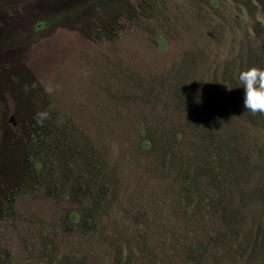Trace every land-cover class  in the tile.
Segmentation results:
<instances>
[{
	"label": "rangeland",
	"instance_id": "1",
	"mask_svg": "<svg viewBox=\"0 0 264 264\" xmlns=\"http://www.w3.org/2000/svg\"><path fill=\"white\" fill-rule=\"evenodd\" d=\"M250 66L264 0H0V264H241L264 234Z\"/></svg>",
	"mask_w": 264,
	"mask_h": 264
},
{
	"label": "clouds",
	"instance_id": "2",
	"mask_svg": "<svg viewBox=\"0 0 264 264\" xmlns=\"http://www.w3.org/2000/svg\"><path fill=\"white\" fill-rule=\"evenodd\" d=\"M238 88L242 93V107L252 113L264 114V68L250 66L238 72ZM51 91V88L46 89ZM37 115L45 116L46 113ZM39 122V121H38Z\"/></svg>",
	"mask_w": 264,
	"mask_h": 264
},
{
	"label": "trees",
	"instance_id": "3",
	"mask_svg": "<svg viewBox=\"0 0 264 264\" xmlns=\"http://www.w3.org/2000/svg\"><path fill=\"white\" fill-rule=\"evenodd\" d=\"M58 26V25H57ZM56 26V27H57ZM180 201L181 198H180ZM179 202V201H178ZM180 204V203H179ZM219 216V214H218ZM210 221V227L215 230H224V228L227 225V221L218 217L217 219L216 215L213 214ZM202 221L199 223V230H202V226L200 225ZM226 242V243H224ZM224 247L229 248V245L231 244L229 241H224ZM241 264H264V234L257 231L254 239V248L250 255L247 256V258H240Z\"/></svg>",
	"mask_w": 264,
	"mask_h": 264
}]
</instances>
